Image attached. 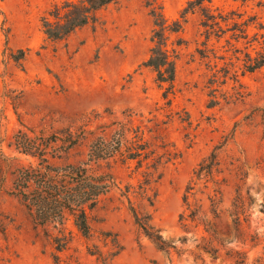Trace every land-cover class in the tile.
I'll return each instance as SVG.
<instances>
[{"label":"rangeland","instance_id":"1","mask_svg":"<svg viewBox=\"0 0 264 264\" xmlns=\"http://www.w3.org/2000/svg\"><path fill=\"white\" fill-rule=\"evenodd\" d=\"M61 1L0 4V264H229L228 250L242 252L244 264L264 260V67L241 74L243 53L254 57L264 49V0L203 2L212 11L241 14L250 22L247 40L256 35L246 49L243 40L226 44L229 32L218 42L212 37L205 58L194 51L204 40L201 17L185 16V44L165 100L155 73L140 66L152 47V22L140 0H118L94 25L49 42L39 20ZM188 1L161 0L163 15L179 19ZM18 51L24 57L14 60ZM236 89L241 98L231 97ZM112 121L138 128L149 157L112 167L115 188L90 215V236L67 221L71 240L58 252L9 194L12 173L32 159L8 145L23 127L94 132ZM210 154L215 165L196 177ZM75 160L78 153L69 158ZM152 160L156 170L144 186L142 173ZM131 210L169 247L157 249ZM215 238L228 241L220 246ZM209 241L219 248L216 259L203 251Z\"/></svg>","mask_w":264,"mask_h":264},{"label":"trees","instance_id":"2","mask_svg":"<svg viewBox=\"0 0 264 264\" xmlns=\"http://www.w3.org/2000/svg\"><path fill=\"white\" fill-rule=\"evenodd\" d=\"M117 1L62 0L53 4L41 16L39 20L41 32L49 42L65 41L75 31L87 25H94L99 13ZM140 1L152 22L150 30L152 47L148 58L140 66L151 69L155 73V82L158 87L164 86L161 94L163 100L167 99L172 92L175 63L179 49L185 44L181 33L187 14L198 12L201 17L199 25L203 29L204 40L200 43L202 49L194 50L200 58L207 57L206 45L212 37L218 42L229 32L230 35L224 42L229 44L230 40L234 43L243 40L246 45L244 49L250 47L249 43L256 39L254 35L251 41L247 40L246 30L250 22L241 20V14L233 10L225 14L217 10L214 12L203 6V2L209 4L210 0L188 1L179 19L173 20L163 15L161 0ZM241 2L244 3L246 0H241ZM0 15H2L1 7ZM2 25L3 21L0 23L1 27ZM262 44L264 45V42ZM232 53L241 54V50L234 47ZM18 54L19 57L14 60H21L24 57L22 51H18ZM243 54L241 74L252 73L264 67V49L254 52V57H251L248 52ZM227 73V70L224 71L223 77ZM234 74L235 72L232 75L235 82ZM231 97L237 99L242 95L236 89ZM169 103V100H166L165 105ZM214 105L215 102L210 100L208 107ZM23 128L24 130L16 131L8 146L13 147L17 153L28 156L32 162L17 168L12 173L9 194L24 208L34 226L41 228L44 235L51 239L58 252L63 250L71 240V233L65 228L67 221L71 222L80 236L84 238L90 236V215L99 208L108 198L111 190L115 188L112 167L124 166L133 160L141 163L149 157L144 152L146 145L139 144L141 138L137 137L138 128L132 130L127 122L112 121L109 124L100 125L94 132L71 126L51 132ZM130 133L133 134L132 137L129 136ZM82 147H86V152L82 150ZM77 153L78 160L70 162L71 154ZM208 159L209 163L204 167H199L196 177L200 176L202 171L210 172L211 167L215 165L214 154H210ZM156 163L152 160L151 164L145 168L147 171L142 173L144 186L149 185L153 172L156 170ZM215 205L216 202L211 201L212 212L215 211ZM131 211L137 225L157 249L164 250L169 247L157 230L139 223L135 212ZM181 219L180 217L179 220ZM50 231L55 235L52 236ZM204 231L214 234V230L210 227ZM217 241L222 246L228 240L218 239ZM203 251L216 259L219 248L212 246L209 241ZM224 255L230 261L229 264H244L245 256L242 252L228 250ZM258 264H264V260Z\"/></svg>","mask_w":264,"mask_h":264}]
</instances>
